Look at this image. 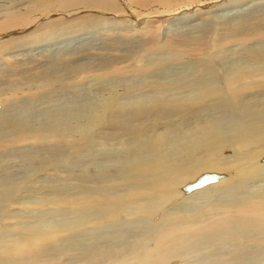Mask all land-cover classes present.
Wrapping results in <instances>:
<instances>
[{
    "label": "bare ground",
    "instance_id": "6f19581e",
    "mask_svg": "<svg viewBox=\"0 0 264 264\" xmlns=\"http://www.w3.org/2000/svg\"><path fill=\"white\" fill-rule=\"evenodd\" d=\"M9 1L12 2L7 5L8 7L6 6L7 11L0 12V24L4 23L2 19L4 21L14 17L20 19L22 14L32 15L40 10L35 9L36 2L33 3V0ZM128 1L131 2V0H67L69 4L65 3L66 7L59 9L64 11L58 13V10L55 14L51 10L49 14L53 15H48L50 19H47L50 21L37 26V31L30 33L27 31L26 34L23 32L22 37L26 40H22V43H17L19 42L17 39L21 38H12L17 34L8 35L13 32L11 30L16 29L14 26L5 27L7 31H0V46L4 47L0 50L1 58L9 56L5 59L4 65L8 64L15 70H24L25 67L32 69L36 72L38 81L50 86L68 80L71 67L58 66L50 61H40L35 64L38 60L31 61L34 64L30 66L28 59H13L12 53L19 47L32 48L40 43L38 40L44 34H46L44 44L51 45L54 42L51 40L56 34L69 30L65 29L66 26L61 29V26L72 22L62 24L60 17L54 20L52 17L61 14L70 15L79 8L92 12V14L88 13L91 18L98 17L94 19L97 22L96 27L99 23L110 20L108 24L111 29L103 31L107 37L109 35L108 38L113 36L112 34L145 36L149 33H154L153 35L157 33L155 40L159 42L160 39H164L169 42L168 50L179 51L183 47L192 48V46L198 49L201 44L211 50L214 47L217 56L214 60L204 57L200 61L186 62L180 67L182 79L178 78L179 73L176 77L173 75L176 81L179 80L178 82L168 85L161 79L155 82L164 91L159 90L161 91L159 95L164 97L167 93L183 95L174 102L176 105L169 104L167 107L157 105L153 106L155 107L153 110L146 108L147 105L136 107L133 112L131 111V115L122 113L121 119L116 118L117 122H114L112 117L110 121L113 123L104 127H110L116 132L121 131L123 136H128V143L137 145L135 149L130 146L131 150L119 157L124 167L118 178H115V182H112L114 184L108 183L111 185L108 187L107 175L102 181L96 176V179L93 178L99 181L95 186L96 192L88 195L85 193L80 198L64 200L68 209L74 210L79 216V220L74 221L72 225L75 230L71 231L70 226L67 225L59 230L49 229L39 232L26 230L21 239L14 237L0 242V264H178V262L183 264L188 257L190 258L189 255H202V250L226 249V245L239 250L243 247L264 246V53L239 58L238 62L228 64L225 60L218 59V55L224 54L228 45L232 46L233 42L241 41L243 44H248L264 35V0H163L161 2L155 0L156 2L148 6V11L142 10L140 6V15L136 18L132 10L129 11ZM24 5H33V9L27 7L33 13H29ZM120 10H125L126 15L117 14ZM104 12L113 18L99 17ZM86 13L87 11L84 14ZM43 15L45 16L41 17ZM37 17L39 21H44L47 15L40 12ZM118 18L125 20L119 22ZM224 18L229 20L222 23ZM54 28L56 34H50ZM48 29L51 31H47ZM58 38H61L60 35ZM58 38L55 40L58 41ZM108 38L105 40H109ZM110 40L107 45H111L112 42L117 44L113 38ZM129 40L132 41V38ZM23 41H26V44ZM12 42L18 45L12 44L6 47ZM40 44L43 45V41ZM61 53L66 52H59ZM43 55L40 58H43ZM63 56L60 58L65 60L67 55ZM107 63L110 64V59ZM79 66L80 64L76 63L75 67ZM221 68L222 70H219ZM187 92L189 93L185 94ZM12 95L13 90L3 93L8 101ZM5 104V99L0 98L1 113L6 109ZM117 107L114 106L116 109ZM104 108L110 109L111 105ZM104 122L101 121V124ZM153 122L156 124L154 125ZM85 124H78L79 126L76 127L86 133L89 131V125ZM16 130L18 141L21 143L28 138L33 139L32 141L35 138L41 140L37 134L27 135L32 131H24L25 128L16 126ZM25 132L26 136L22 135ZM109 132L108 135L114 136V131ZM148 132L159 136L155 140L146 139ZM60 133L63 134V130ZM118 133L116 134H121ZM168 133H171V136ZM22 136L24 137L21 138ZM64 138L65 146L59 145L49 151L43 148L50 159L37 155V152L28 156L35 170H47L51 162L56 164L64 162L61 160V155L66 158L67 153L63 152L73 150L78 145V143L73 146L66 145V142L70 141V138L67 139L68 133ZM170 145L174 146L176 152L171 154L164 151L170 148ZM234 149L238 150L237 153L228 154ZM170 150L172 151V148ZM51 166L52 169L55 167ZM235 170H237L236 174H234ZM80 174L81 179L87 175L85 172ZM211 174L219 175V178L190 192L185 191V187L189 184ZM181 199L182 202L177 204L176 202ZM123 216H127L128 220L122 222ZM156 218L157 222H155ZM130 223L140 229L129 234L119 229L121 237H125L126 242H120L121 240L118 239L119 244L109 250L101 249L103 256L96 257L95 251H92L89 257L67 258L66 262H63L64 259L46 260L48 255L46 249L55 241L64 240L65 236L72 239L81 231L90 230L96 233L97 228L106 226L123 229ZM67 231L69 233L66 235ZM116 237L120 238L119 235ZM93 245H91L92 249H95ZM187 261L190 262L188 259ZM242 263L244 264L243 261Z\"/></svg>",
    "mask_w": 264,
    "mask_h": 264
},
{
    "label": "rangeland",
    "instance_id": "374dc122",
    "mask_svg": "<svg viewBox=\"0 0 264 264\" xmlns=\"http://www.w3.org/2000/svg\"><path fill=\"white\" fill-rule=\"evenodd\" d=\"M65 1L33 0V3L36 2L35 9L39 8L41 11L38 9L39 12L34 14L27 8L33 9V5H24L27 11L33 14H22L20 19H16V17L5 21L2 19L1 21L4 23L0 24V31L14 26L16 29L11 30L13 32L8 33V35L17 34L12 38H21L17 39L19 41L17 43H22V40H26V38L22 37L24 36L23 32L26 34L31 31H37V26L46 23V21H50L47 19H50L48 15H53L52 13L49 14L51 10L56 14L63 6L66 7L65 3L67 4L68 2L67 0ZM156 1L131 0V2L128 1L127 5H130L128 6L129 11L132 10V14H134V18H136L140 15L139 10L147 9L148 11V6ZM159 1L161 2L163 0ZM6 2L7 4H4ZM11 2L12 1L9 0H0V12L3 10V12L7 11V5ZM52 7L56 8H54L55 11ZM17 11L18 9H16V12ZM61 11L64 10H59L58 13ZM86 11L87 13L84 14ZM124 11L120 10L117 14L125 16L126 14ZM40 12L47 15L46 20L43 21L40 19L41 21H39L37 15ZM66 13L67 12H65V14ZM88 13L92 14V12H88L87 9L79 8L70 15H54V17H52L53 20L60 17L62 24L72 21L68 23L69 25L64 24L61 26V29L66 26L65 29H69L67 32L62 31L56 34L54 32L56 27L52 31L48 29L47 31H51L50 34H56L54 39L51 40V42L54 41L51 45L50 43L44 44L46 38V34H44V36L41 35L39 38L40 40H38L40 43L43 41V45L38 43L32 48L28 47L27 49L19 47L14 49L12 53L13 59L18 58L19 60H23L25 58L28 59L27 61H30V63L31 61L38 60L35 64L40 61H50L56 63L58 66L66 65L65 67H71L69 69L70 78L66 81L64 80V82L59 84L55 83L53 86L46 85L44 82L38 81L37 75L35 74L36 72L32 69H27L25 67L26 70H15L8 64L4 65L6 64L4 63L5 59L9 56L1 58L0 53V98L6 101V109H3L4 112L2 110V113L0 111V242L7 239L11 240L14 237L21 239L24 237L23 235L26 230L32 232L35 230L36 232L47 231L49 229L59 230V228H63L66 225L68 227L70 226L69 229L71 231L75 230L72 225H74V221L76 222L79 220V216L76 215L77 213H75L74 210L68 209L64 200L68 198L71 200L76 197L80 198L85 193V195L93 194L97 189L95 186L99 182L93 180V178L96 179V176L102 181V179L106 177L105 175H107L106 183L114 184L112 182H115V178H118L124 167L122 166V161H119V157L128 153V151L131 150L130 146H133V144L128 143V136H123L121 131L117 130L122 135L116 132V130L104 126L111 125L113 121L117 122L122 118V113L125 114L126 112V114L131 115V111L133 112V109H136V107H146L147 105L146 108L153 110V108H155L153 106L157 105L163 107H167L169 104L176 105L174 102L183 97V95L177 93L172 95H168L167 93L165 97L161 94L159 95L158 93L164 91L163 88H161L160 85L158 86L155 82L160 79L165 84L167 83L166 85L178 82L179 80L176 81L175 77L177 73H179L178 78L182 79V70L180 67L184 66L186 62L200 61L204 57H209V59L214 60L217 56V52H214V47H212L213 50H211L201 44L198 46V49L192 46V48L183 47V49L179 51H177V49L174 50L177 52L171 51L172 49L168 50L169 42L164 41V39H160L159 42L155 40L157 33H155V35H153L154 33H149L145 36L112 34L113 36L108 38L109 35L107 37L103 31L111 29L108 24L110 20H106L102 22V24L98 22L99 26L96 27L97 22L95 20L98 17L91 18ZM105 13L106 12L102 13L99 17L113 18V16L106 15ZM44 16L45 15L41 17ZM57 20L61 21L59 19ZM124 20L123 18H118L119 22H123ZM228 20L229 19L224 18L222 23ZM24 24L26 25L22 26ZM59 35L61 38H58ZM56 38H58V41L55 40ZM107 38L109 40L106 41L105 39ZM112 38L118 45L115 42H112L111 45H107ZM128 38H132L133 43ZM23 42L26 44V41ZM233 43L232 46L228 45L224 54L221 53L218 55V59L221 58L228 64L229 62H238L237 60L239 58H246L254 54L264 53V35L260 38H255L248 44H243L241 41ZM12 44H16V42L9 43L6 47ZM161 44L163 45L162 47ZM3 48L4 47L0 46V50ZM59 52L66 53L59 54ZM75 52H77V54H75ZM40 54H44L43 56L45 58H40L42 57ZM65 54L67 55L65 60L60 58ZM60 59L62 60L60 61ZM109 59L110 64L107 63ZM76 63H79L81 67L79 66L76 68ZM32 64H34V62L31 63L30 66H32ZM219 70H222V68ZM173 75L175 77H173ZM83 77L85 79H83ZM7 90H13L10 101H8L9 99H7V97L3 96V93ZM188 93L189 92L185 94ZM107 95L111 96L108 97ZM192 96H190V98ZM165 98H167V100ZM164 101L166 102L164 103ZM108 103L111 105V108L105 109L104 106L109 107ZM162 103L164 104L160 105ZM118 105H120V107ZM114 106H118L119 108L117 107L116 109ZM101 116L103 118H101ZM112 117L114 119H112ZM111 119L113 120L112 122L110 121ZM84 120L89 125H87L89 131L86 133H83L81 129L77 128L80 124H85ZM101 121H105L104 124L102 123L103 125ZM153 123L154 125L156 124L155 122ZM16 126H20L21 129L25 128L24 131H32V133L29 132L27 135L37 134L40 136L41 140H36L35 138L34 141H32L33 139L28 138L27 141L24 142L25 144L21 143L17 138ZM114 128L118 129L117 127ZM62 130L63 134H59ZM108 131L112 133L114 131V136H111V134L108 135ZM105 132L106 135H104ZM67 133V139L70 138V144L66 142V145L73 146V144L78 143L77 147L73 148V150L63 152L67 153L66 158L61 155L63 158H61V160H64V162L57 164L54 162L50 163L56 168L54 167L52 169V166L48 165L49 169L47 170H35L28 156L37 152V155L45 156L44 158L50 159L47 154L44 153L45 149L49 151V149L57 148L59 145L65 146L64 137ZM25 134L26 132L22 135L26 136ZM168 134L171 136V133ZM147 135L148 136L145 137L146 139L154 140L159 136L152 132H148ZM133 147L135 149L137 145ZM43 148L45 149L43 150ZM171 148L172 151L170 150ZM164 151L167 153L176 152L174 146L171 147V145L170 148L164 149ZM237 151H235V149L233 151L230 150L228 154H235ZM146 154L148 155L147 152ZM50 157H52V155ZM106 159L109 161L107 162ZM84 172L87 175L85 178L81 179L80 173ZM236 173L237 170L234 171V174ZM109 184L108 187L111 186ZM180 202H182V199L178 200L176 203L180 204ZM133 218H135V216H133ZM127 220V216H123L122 222ZM157 221L158 219L156 218L155 222ZM47 227L48 229H46ZM119 229L121 231L124 230L125 234H129L130 232L138 231L140 228L134 227V225L130 223L128 227H123V229L115 226L114 228L109 226L97 228V234L89 230L92 236L88 234L89 231H81V233H77L72 239L65 236V238L63 237L64 240L62 239L63 241L58 240L54 242L56 245H54V243L51 244L50 246L52 249L51 247L46 249V251H48L46 260L55 259L60 261V259H64L63 262H66L68 261L67 258L89 257V253L92 251H95L96 257L103 256L101 249L109 250L112 246L114 247L119 244L118 239L121 240L120 242H126L125 237H121ZM67 233L69 232L67 231L66 235ZM117 235H119L120 238L116 237ZM121 238L124 239L122 240ZM91 245H93L95 249H92ZM107 245L109 246L107 247ZM99 246L104 248H100ZM214 250H202V255H193L190 253L192 254L189 255L190 258L186 256L190 262L188 263L186 259L184 263H181L243 264V261L244 264H264V246L253 248L243 247L239 250V248L226 245V249ZM66 253L69 254L66 255ZM201 259L203 260L201 261ZM219 260L221 261L219 262ZM178 264H180V262H178Z\"/></svg>",
    "mask_w": 264,
    "mask_h": 264
},
{
    "label": "water",
    "instance_id": "95a60500",
    "mask_svg": "<svg viewBox=\"0 0 264 264\" xmlns=\"http://www.w3.org/2000/svg\"><path fill=\"white\" fill-rule=\"evenodd\" d=\"M218 178H219V175L217 176V175H214V174H211L208 177L200 178V179L194 181L192 184H189L188 186H186L185 187V191L186 192H190L194 188H198V187H201V186L208 185L209 183H212L213 181H216Z\"/></svg>",
    "mask_w": 264,
    "mask_h": 264
}]
</instances>
